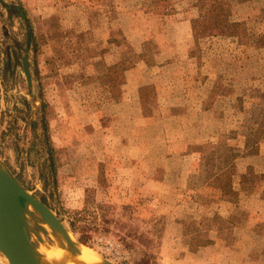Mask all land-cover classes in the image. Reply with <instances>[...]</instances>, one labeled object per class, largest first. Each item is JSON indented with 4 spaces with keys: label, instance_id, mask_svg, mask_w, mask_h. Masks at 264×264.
<instances>
[{
    "label": "rangeland",
    "instance_id": "obj_1",
    "mask_svg": "<svg viewBox=\"0 0 264 264\" xmlns=\"http://www.w3.org/2000/svg\"><path fill=\"white\" fill-rule=\"evenodd\" d=\"M4 1L0 165L74 242L116 264H262L264 239L230 225L250 212L225 204L264 185V0H221L215 28L214 0ZM21 202L49 261L65 236Z\"/></svg>",
    "mask_w": 264,
    "mask_h": 264
},
{
    "label": "water",
    "instance_id": "obj_2",
    "mask_svg": "<svg viewBox=\"0 0 264 264\" xmlns=\"http://www.w3.org/2000/svg\"><path fill=\"white\" fill-rule=\"evenodd\" d=\"M24 70L28 83L31 84L32 74L28 57H24ZM21 198L40 212L48 225L56 229L65 228L46 204L17 183L0 165V251L6 256L9 264H37L32 255V249L37 247L31 244L27 235V212L22 206Z\"/></svg>",
    "mask_w": 264,
    "mask_h": 264
},
{
    "label": "crops",
    "instance_id": "obj_3",
    "mask_svg": "<svg viewBox=\"0 0 264 264\" xmlns=\"http://www.w3.org/2000/svg\"><path fill=\"white\" fill-rule=\"evenodd\" d=\"M259 155L257 154L256 156ZM239 193L240 197H245L246 200L241 199L234 203L227 200V202L224 201L226 202L225 205L233 209L231 213H234V209L237 207H243L250 212V215L241 217L240 220L234 221L230 225L236 227V229L238 228V233H241L240 237L244 239H264V185H258V190L241 188L239 189ZM262 262L264 263V260Z\"/></svg>",
    "mask_w": 264,
    "mask_h": 264
},
{
    "label": "bare ground",
    "instance_id": "obj_4",
    "mask_svg": "<svg viewBox=\"0 0 264 264\" xmlns=\"http://www.w3.org/2000/svg\"><path fill=\"white\" fill-rule=\"evenodd\" d=\"M54 238L57 231L61 230L65 240H61L54 247L48 248L51 259L47 261L44 253L36 248L32 249V255L37 264H112L105 258H101L92 248L74 242L71 234L65 228H54Z\"/></svg>",
    "mask_w": 264,
    "mask_h": 264
},
{
    "label": "trees",
    "instance_id": "obj_5",
    "mask_svg": "<svg viewBox=\"0 0 264 264\" xmlns=\"http://www.w3.org/2000/svg\"><path fill=\"white\" fill-rule=\"evenodd\" d=\"M212 6L214 8L215 7L218 8L217 12L212 13V14H206L204 12V13L200 14V17L202 18V22H208L206 24H203V26H202L203 28H205V27L206 28H215V27H217L220 24V22L224 18H226L221 0H214L213 3H212ZM196 21H199V20L197 19ZM211 21H212V23H209ZM195 26H196V24H195ZM263 155H264V152L260 155L259 158H261ZM74 231H76L75 228H74ZM84 242H86V241L84 240ZM122 264H126V263H122Z\"/></svg>",
    "mask_w": 264,
    "mask_h": 264
},
{
    "label": "flooded vegetation",
    "instance_id": "obj_6",
    "mask_svg": "<svg viewBox=\"0 0 264 264\" xmlns=\"http://www.w3.org/2000/svg\"><path fill=\"white\" fill-rule=\"evenodd\" d=\"M0 2L5 5L6 7L8 8H12V5L11 4H7L4 0H0Z\"/></svg>",
    "mask_w": 264,
    "mask_h": 264
}]
</instances>
